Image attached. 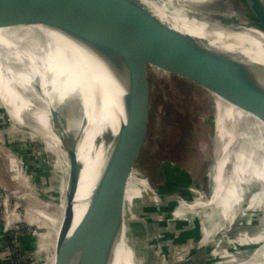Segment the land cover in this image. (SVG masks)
Masks as SVG:
<instances>
[{
  "label": "bare ground",
  "instance_id": "6f19581e",
  "mask_svg": "<svg viewBox=\"0 0 264 264\" xmlns=\"http://www.w3.org/2000/svg\"><path fill=\"white\" fill-rule=\"evenodd\" d=\"M139 1L171 28L203 41L202 45L206 49L237 54L241 58L261 65L264 70V30L244 23L240 24L237 30L206 28L208 22L170 17L167 13L168 9L160 0ZM171 1L181 7L187 6L192 9V6H210L212 0ZM84 7L86 8L85 4L81 5L80 9ZM13 9H15L14 0H0V62L1 58L4 60L11 59L14 62L18 61L19 65L25 67L15 69L21 74L18 75L17 72L11 70L12 68H2L0 64V72L2 73L0 83L5 85L8 81L14 85L20 84L21 88H24V86L30 85L33 79H39L45 94L48 95L46 99L47 110H52L54 108L52 101L54 99L59 101V98L60 101L62 100L61 91L63 87L67 86L77 72V76L83 84V87L80 86L79 89H82V92H84V88L89 93L95 92L100 105L96 109L98 116L92 118L91 115V123L85 128L78 141V161L82 165V169L74 200L73 219L66 235V239H68L85 214L91 192L100 176L107 156L112 152L113 140L119 124L124 121V111L119 99L130 92L134 85L144 83L141 75V64L144 56L157 61L154 54L161 51L167 55L182 58L187 67H191L192 62H196L198 59L191 50L174 41L164 32L129 18L110 3L105 6L104 29L91 48L80 41L81 26L84 22L82 14L76 18L74 32L69 35L57 25L18 27L17 21L10 13V10ZM199 15L196 14L195 16ZM32 33L41 36V41L37 42L36 51L27 48V44L30 42L28 36ZM23 60L26 64L22 63ZM120 66L123 70L118 69ZM126 66L128 69L125 68ZM4 68L6 73H4ZM189 71H184V76L189 75L194 70L189 68ZM260 76L264 83V72ZM47 84L48 89L46 91L44 86ZM58 84L62 85L60 86L62 90L57 86ZM144 84L146 85V83ZM83 96L86 100L84 111L87 113L90 110H88L90 102L87 100L89 94L87 96L83 94ZM213 103L215 108L214 121L220 130L218 132L219 138L217 133L215 139L214 155L208 169L210 197L201 204L195 201L186 205L179 201L182 206L190 208L184 213L189 222L193 220L195 222L196 218L198 219L199 237L202 244L221 243V236L230 231L236 217V209H239L241 205V197L238 195L240 185L248 184L249 181L255 179L257 183L264 186V109L238 107L218 96H215ZM39 112L43 115L42 111ZM91 118L89 116V119ZM101 124H103V129L97 130L99 129L97 126ZM47 125L57 157L62 168L65 169L64 184L66 190L68 161L60 147L55 145L56 140L53 132L56 129L51 125L49 115ZM101 136L102 139L99 138ZM95 137L99 140L98 144H92ZM62 157H64L65 162ZM123 174L124 171L120 170L119 178L124 191ZM126 186L137 191L142 189L141 196L143 193L146 194L144 190L145 181L143 184L139 183L135 178V172L129 175ZM133 208L132 202L125 196L124 211L128 210L132 214ZM247 208L254 212L257 211L258 215L256 214L257 217L252 223L259 224L264 228V214L262 216L260 214L262 210L264 212V189L257 190L250 196ZM170 214L172 219L177 217V214ZM7 218L5 226L7 225ZM257 218L259 219L257 220ZM172 219L170 220L172 221ZM51 222L55 231L60 232L63 222L56 223L53 220ZM253 236L262 241L260 260L254 254L248 255V258L245 259L243 254L240 257L239 252L234 255H227L217 249L204 264H263L264 232ZM141 240L142 250L146 251L147 241ZM251 240L255 239L250 238L248 241L241 242L249 245ZM125 241L123 225L121 235L116 242L111 264H136L129 260V249L132 250V246L130 245L129 248ZM178 244L176 245V249L179 251L177 253L178 263L185 264L187 261H193V255L190 252L186 253L190 254L188 256L185 253L183 255L181 251L184 249ZM54 256L55 254L53 259ZM64 261L66 264H69V261L71 264H76L81 259L78 255L73 257L68 255V260L65 258ZM137 263L141 264L142 262Z\"/></svg>",
  "mask_w": 264,
  "mask_h": 264
},
{
  "label": "rangeland",
  "instance_id": "374dc122",
  "mask_svg": "<svg viewBox=\"0 0 264 264\" xmlns=\"http://www.w3.org/2000/svg\"><path fill=\"white\" fill-rule=\"evenodd\" d=\"M160 1L169 15L208 22L210 28L237 30L242 23L254 27L241 0H212L210 6H192V9L171 0ZM153 60L144 56L141 64L142 79L148 87L149 110L146 143L136 168L148 176L159 199L157 197L154 201L151 197L141 196L142 189L137 191L126 186L134 170L128 176L123 174L124 194L134 206L133 215L128 211L125 217L128 241L137 250L140 248L143 256H150L149 262L161 261V258L178 261L177 243L184 249L181 251L183 255L189 252L193 255L192 264H204L217 249L227 255L239 252L245 259L254 254L260 260L262 241L253 235L263 233L264 228L252 223L258 214L247 208L250 196L264 189L255 179L238 187L241 205L236 209L230 231L221 236V243L202 244L198 219L189 222L185 218L184 213L190 208L182 206L179 201L186 205L195 201L201 204L210 197L208 169L220 130L214 121L215 98L182 77L159 69L151 63ZM15 86L8 81L5 85L0 83V97L12 117L19 119L22 108L32 111L28 100ZM35 115L42 125L41 135L47 150L56 154L45 117L40 112ZM26 138L22 129H13L11 120L0 106V215L4 224L8 217L7 225L3 224L0 231L3 234L7 230L0 250L4 251L5 257L7 255L8 264H54L59 232L55 231L51 220L62 223L64 219V179L60 180V174L52 168L53 156L48 155L45 164L28 149ZM57 164L62 167L58 157ZM135 178L144 183L137 172ZM144 190L148 191L147 186ZM150 207H163V215L148 210ZM170 213L177 214V217L172 219ZM162 221H165L164 226H158ZM168 231V238H164L163 233ZM250 238L255 240L249 245L241 242ZM141 239L147 241L146 251L142 250ZM65 258L68 260L66 252Z\"/></svg>",
  "mask_w": 264,
  "mask_h": 264
},
{
  "label": "water",
  "instance_id": "95a60500",
  "mask_svg": "<svg viewBox=\"0 0 264 264\" xmlns=\"http://www.w3.org/2000/svg\"><path fill=\"white\" fill-rule=\"evenodd\" d=\"M14 2L15 9L10 10V13L17 21L18 27L57 25L58 28L72 35L76 18L79 14H82L84 22L81 26L80 41L90 48L95 44L98 35L104 29L106 4H113L129 18L164 32L174 41L191 50L198 59V61L192 62L191 67H187L182 58L157 51L154 55L158 62L153 60L151 62L153 65L165 72L182 77L202 88L214 98L218 96L222 100L242 108L264 109V83L260 78L264 70L261 65L241 58L237 54L206 49L202 45L203 41L171 28L139 0H14ZM242 2L253 19L254 27L264 30V2L262 0H244ZM84 4L86 8L80 9L81 5ZM206 28L210 27L207 26ZM28 37L30 42L27 44V48L36 51L37 42L41 41L40 34L32 33ZM22 63L26 64L25 60ZM0 64L2 68L9 67L14 71L20 67H25L19 65L18 61L14 62L11 59L4 60L1 58ZM5 68L3 69L4 73H6ZM125 68L128 69L127 66ZM189 68L194 71L184 76L183 72L189 71ZM118 69L123 70L121 66ZM77 74L76 72L67 86L63 87V90L60 87L62 85H57L63 91V93L61 91L62 100L60 101V98L59 101L54 99L52 110H47L46 99L48 95L45 94L39 79H33L30 85L24 86V88H21L20 84L15 86V89L19 90L28 100L32 111H25L22 108L19 119L12 117L0 97V106L5 116L11 120L13 129H22L26 134V140L28 141L24 143L28 149L39 156L45 164L48 162V155L53 156L52 168L60 174V180L65 178V169L57 164V153H51L46 148L41 135V131L43 132L42 125L38 123L35 115L39 111H42L43 117L45 115L46 122H48V115L50 116L51 125L56 129L54 132L52 131L56 140L55 145L60 147L68 161L64 219L56 242L54 264H65V252L70 256L72 255V257L80 256L81 261H77L76 264H111L116 242L121 235L123 225L125 228V242L129 245V248L130 245L132 246V250L129 249V260L131 262L136 264L139 261L142 262L141 264H179L177 260L165 261L162 258L161 261L149 262L151 257L143 256L141 249L138 248L137 250L136 246L128 241L125 226V217L128 210L124 211L125 196L119 178L120 170L124 171L127 176L133 170L137 172L140 179L144 180L147 186L148 191H145L146 194L143 193V196L151 197L154 201L157 200V197L159 199V194L149 184L148 176L136 168L147 138L149 94L146 93L148 87L144 83L134 85L130 92L120 97L119 100L124 111V121L119 124L113 140L112 152L107 156L100 176L91 192L85 214L71 237L66 239L73 219L74 200L82 169V165L78 161V141L85 128L90 125L92 118L98 116L96 115V109L100 106L95 92L89 93L86 88L82 92V89H79L80 86L83 87V84ZM1 75L0 72V80ZM44 88L47 91L48 84ZM50 88L53 89L52 86ZM83 94L85 96L89 94L87 100L90 102L88 106V110H90L87 113L84 111L86 100ZM101 111L102 109L100 110V119ZM89 116L91 119H89ZM102 125L97 126L99 128L97 130H102ZM105 131L107 132V130ZM99 138L102 139L103 137ZM97 142L99 140L95 137L92 144ZM62 158L65 162L64 157ZM60 198L59 196V201ZM149 209L162 215L164 213L163 207H150ZM164 224L165 221H162L158 223V226H164ZM168 233L169 231L163 233L164 238H168ZM192 263L193 261H187L185 264Z\"/></svg>",
  "mask_w": 264,
  "mask_h": 264
},
{
  "label": "built area",
  "instance_id": "2783aa9c",
  "mask_svg": "<svg viewBox=\"0 0 264 264\" xmlns=\"http://www.w3.org/2000/svg\"><path fill=\"white\" fill-rule=\"evenodd\" d=\"M1 215H2V213H0ZM0 215V231H1V229H2V225L4 224V219H3V217ZM2 219H3V221H2ZM1 221H2V223H1ZM5 221H6V219H5ZM3 226H5V224L3 225ZM5 228V227H4ZM7 233V230H5L4 232H3V234H0V249L2 248V245H3V243H4V239H2L3 238V236L5 235ZM10 237V236H9ZM6 249L7 250H10V248L9 247H6ZM2 252H4V251H2ZM2 252H1V250H0V256H4L3 254H2Z\"/></svg>",
  "mask_w": 264,
  "mask_h": 264
},
{
  "label": "crops",
  "instance_id": "0c3cea01",
  "mask_svg": "<svg viewBox=\"0 0 264 264\" xmlns=\"http://www.w3.org/2000/svg\"><path fill=\"white\" fill-rule=\"evenodd\" d=\"M262 1L264 2V0H262ZM53 263H54V261H53ZM0 264H8L7 255H6V257L5 256H0Z\"/></svg>",
  "mask_w": 264,
  "mask_h": 264
}]
</instances>
